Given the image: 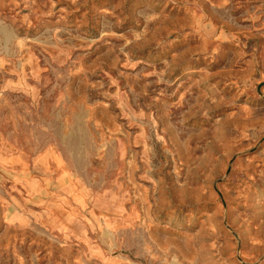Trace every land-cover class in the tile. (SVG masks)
I'll return each mask as SVG.
<instances>
[{"label": "rangeland", "instance_id": "374dc122", "mask_svg": "<svg viewBox=\"0 0 264 264\" xmlns=\"http://www.w3.org/2000/svg\"><path fill=\"white\" fill-rule=\"evenodd\" d=\"M49 153L42 197L130 223L46 225L23 170ZM0 155V264H264V0H0Z\"/></svg>", "mask_w": 264, "mask_h": 264}, {"label": "crops", "instance_id": "0c3cea01", "mask_svg": "<svg viewBox=\"0 0 264 264\" xmlns=\"http://www.w3.org/2000/svg\"><path fill=\"white\" fill-rule=\"evenodd\" d=\"M34 72L36 75L43 73L41 67H36ZM27 159L28 166H25L23 170L26 173L23 186L28 199L35 201V206L42 209L39 215L46 225H54L58 231L70 234L71 237L88 239L91 233L119 231L124 225L130 223V217L127 211L124 212L126 209L123 207L126 202L123 198L113 199L109 193L102 195V198L91 199L95 203L92 207H85V201L90 196L89 191L87 189L73 190L71 184H57L48 197H42V188L45 189L47 185L60 180L61 163L58 162L59 159L54 153ZM74 159H76L75 155L72 160ZM62 166H67V169L71 170V175L75 173L66 163ZM99 200L103 204L97 205ZM32 206L34 207V204Z\"/></svg>", "mask_w": 264, "mask_h": 264}, {"label": "bare ground", "instance_id": "6f19581e", "mask_svg": "<svg viewBox=\"0 0 264 264\" xmlns=\"http://www.w3.org/2000/svg\"><path fill=\"white\" fill-rule=\"evenodd\" d=\"M0 160L4 162L5 160H8V157L5 155H0Z\"/></svg>", "mask_w": 264, "mask_h": 264}]
</instances>
